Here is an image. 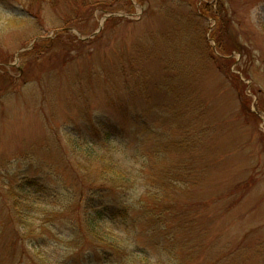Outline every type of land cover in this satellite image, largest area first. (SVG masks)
Wrapping results in <instances>:
<instances>
[{"label":"rangeland","instance_id":"1","mask_svg":"<svg viewBox=\"0 0 264 264\" xmlns=\"http://www.w3.org/2000/svg\"><path fill=\"white\" fill-rule=\"evenodd\" d=\"M102 1L46 5L35 18L23 0H0V264H74L77 232L65 220L56 235L37 230L55 239L42 254L20 257L6 184L42 161L41 177L60 192L54 207L75 204L78 159L66 162L60 142L97 133L95 115L107 118L104 149L126 164L151 163L152 154L155 172L175 167L179 175L169 199L186 228L172 242L161 237L148 260L129 254L134 264H264V0H200L208 15L227 19L220 34L195 0ZM113 95L125 115L111 109ZM27 212L40 227L43 213Z\"/></svg>","mask_w":264,"mask_h":264},{"label":"trees","instance_id":"2","mask_svg":"<svg viewBox=\"0 0 264 264\" xmlns=\"http://www.w3.org/2000/svg\"><path fill=\"white\" fill-rule=\"evenodd\" d=\"M141 1L138 2L141 3ZM64 2L69 5L72 3L76 9L103 3L102 0H23V5L32 17L37 18L42 15L46 5L55 9L60 6L59 3ZM195 3L199 16H203L204 13L208 15L206 2L195 0ZM126 5L132 7L133 1L126 0ZM220 6L224 12H227L222 1ZM208 16L219 22L220 34L227 24V19L224 18L221 21L215 14ZM116 20L121 18H113L109 22ZM64 29L62 32L67 33L66 28ZM215 35H212L213 39L219 40L220 36ZM83 42L79 43L83 44ZM36 48L26 51L25 55L37 51ZM119 72L122 76H126L124 67H120ZM227 77L241 91L239 76L231 74L228 70ZM117 94L122 96V91L117 89L114 95ZM114 95L109 100L111 109L119 115H125L128 107L114 105L112 103ZM242 98L247 103L248 98L245 99L243 94ZM95 117L100 120L104 135L99 131L100 127H97L98 132L90 137H87L85 133H72V135L68 134L71 137L65 146L60 142L62 151L66 149L67 152L65 153L66 162L71 155L78 159L73 168L77 186L73 188L72 193H74L76 205L69 201V204L62 209L54 207L60 192L46 184L41 177L39 170L44 167L42 161L38 166L35 161L31 166H24L16 175L19 177L18 180L6 184L14 199L16 209L14 221L18 224L14 230V238L17 246H20L21 258L32 257V251L42 254L41 248L55 239L51 236L48 238L38 235L37 230L44 234L56 235L55 229L60 227L62 220L67 221V229L77 232V235L72 238V246H69L73 251H77L71 256L74 264H134L138 255H143L148 260L151 247L158 246L161 243V237L172 242L176 239L173 238L174 233L178 229L186 228L187 220L184 211L176 209L170 200L171 187L176 186L179 176L174 170L176 168L167 167L166 171L155 172V156L152 154L150 155L151 163L147 160L136 161L139 166H135L136 163H124L115 149H104L111 139L110 134L105 135L107 123L103 119H107L106 116L95 115ZM29 162L31 163L30 160ZM71 162L73 163L72 160ZM48 170L53 172L50 167ZM70 189L72 188L68 190ZM27 211L43 213L44 219L41 220L40 227L35 225L31 212ZM70 215H75L77 219L68 217ZM123 232L128 233V236H124ZM141 234L149 237L148 243L142 242ZM129 245L133 246L132 250H128ZM179 245L182 248L188 247L181 242ZM85 246H88L87 249ZM129 254L136 255L133 256L134 261L129 258Z\"/></svg>","mask_w":264,"mask_h":264}]
</instances>
